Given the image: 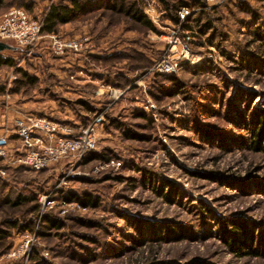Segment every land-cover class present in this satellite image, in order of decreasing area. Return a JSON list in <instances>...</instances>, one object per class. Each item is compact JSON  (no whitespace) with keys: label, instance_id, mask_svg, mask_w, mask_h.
<instances>
[{"label":"rangeland","instance_id":"1","mask_svg":"<svg viewBox=\"0 0 264 264\" xmlns=\"http://www.w3.org/2000/svg\"><path fill=\"white\" fill-rule=\"evenodd\" d=\"M135 1L142 12V1ZM152 1L165 11L160 0ZM52 2L69 0H5L0 20L11 8L40 20ZM193 8L185 28L190 56L175 81L147 73L151 65L137 68L115 101L100 86L115 87L87 73L76 72L80 82H71L83 90L61 89L64 69L46 38L31 50L7 43L11 49L0 52L37 78L29 84L16 67L0 66L3 96L34 100L36 111L47 113L42 116L73 127L85 124L82 115L88 121L103 115L96 159L6 174L0 183V264H264V150L254 151L251 143V130L264 115V0ZM162 21L174 24L167 15ZM146 33L127 16L101 10L56 32L93 37L101 49L121 41L134 48ZM147 40L154 61L165 42L158 32ZM131 62L137 61L90 65L117 74ZM126 131L144 139H129ZM19 196L25 200L8 204ZM86 197L94 205H83ZM47 216L60 228L49 227ZM231 238L235 245L229 246Z\"/></svg>","mask_w":264,"mask_h":264},{"label":"built area","instance_id":"2","mask_svg":"<svg viewBox=\"0 0 264 264\" xmlns=\"http://www.w3.org/2000/svg\"><path fill=\"white\" fill-rule=\"evenodd\" d=\"M141 1L143 15L165 42L164 50L152 62L147 73L174 75L181 61L190 56L188 44L192 37L190 31L184 28V24L197 10L181 6L176 12L177 22L167 27L163 24V14L156 9L154 1ZM227 1L229 0H203L209 8L221 6ZM41 28V21L31 18L24 9L11 8L0 20V42L13 43L18 48L31 50L41 38H46L53 56H71L89 61V56L95 49L93 37L42 35ZM70 79L74 80V77L70 76ZM100 87L106 89L107 97L113 101L121 98L125 92L109 85L106 88L103 85ZM102 122V114L96 115L80 127L69 126L45 116H23L15 119L14 135L21 145V152L17 156H10L8 140L6 136H0V177H6L9 168L41 172L60 163L80 162L89 152L95 151L97 128Z\"/></svg>","mask_w":264,"mask_h":264},{"label":"trees","instance_id":"3","mask_svg":"<svg viewBox=\"0 0 264 264\" xmlns=\"http://www.w3.org/2000/svg\"><path fill=\"white\" fill-rule=\"evenodd\" d=\"M5 0H0V4H2ZM173 1V0H171ZM161 3H163L165 11H161L163 15H167L168 20L172 23L177 22V10L181 6H188V7H195L204 5L203 0H174L173 3H170L169 0H160ZM27 8V6H26ZM25 10V9H24ZM106 11L108 13L112 14H122L124 16H127L132 20L133 22L141 25L144 29L147 30L146 36L142 37L139 41H135L133 45L134 48L131 46L125 47L124 42H113L106 46L105 48L101 49L100 56H91L90 62L82 61L83 62V68L87 72L94 71V68L90 65V63L100 64L102 63L104 66L114 64L116 61L122 60V59H129L130 61H137V62H131L129 65L127 64L126 68L124 67L122 71H119L117 74L112 72H103L99 74V79H101L104 83L110 84L111 86L115 88H125L127 85H129L133 79L134 71L137 68L142 67H149L153 60L150 56L152 54V46L148 42V38L151 34L157 33L158 31L152 26V24L146 19V17L141 12V8L138 6L137 1L133 0H69L68 3L65 2H52L49 7L46 9L44 15L40 19L42 23L41 28V34L42 35H48V34H56L57 29L59 26H63L66 24H69L73 22L77 17L83 16L86 13H95V11ZM28 14V10H25ZM166 12V14H165ZM208 23V22H207ZM188 20L184 24V28L190 29V26H188ZM209 25V24H208ZM145 38V39H144ZM143 48H146L148 51L147 53L144 52ZM121 49V50H120ZM127 50V51H126ZM134 54V55H131ZM70 57V56H66ZM55 59H59V57H55ZM139 62L141 64H139ZM129 63V62H128ZM19 62L17 60H14L12 57H2L0 56V66H7V67H16L17 71L19 73H22L21 75L24 77L25 82L29 84H34L36 82V76H28V74L23 73L21 68L18 66ZM110 71V70H109ZM73 70H68L71 74ZM155 76V75H154ZM157 76V75H156ZM136 77V76H135ZM169 81H175L174 75H168L165 76ZM69 82V81H68ZM71 84V82H69ZM74 85V84H73ZM177 86L176 83H173ZM74 88H79L83 90L84 88H81L78 85L72 86ZM81 104L82 108H88V102L86 100H78L76 102V105ZM140 117H145L144 114L139 113ZM82 123H86L89 119L87 115H82ZM125 136L129 139H137V140H143L144 137L140 135H136L132 132L126 131ZM251 136H252V148L254 151H260L264 150L263 148L259 147V143L261 141H264V115H261L259 118H257V126L254 127L251 130ZM98 156L95 154V151L89 152L82 160L84 163H88L92 161L93 159H96ZM18 171L22 169H16ZM1 182H7L5 179L0 178ZM3 184V183H1ZM67 200H70V198L66 197ZM25 199L21 196L18 197V200L16 202L8 203L10 206L15 207L20 201H24ZM83 205H94L92 200L88 197L85 198V200L81 201ZM45 220L49 227L59 229L60 223L57 222L55 218L52 216L45 217ZM242 227L240 224H237L238 230H242ZM227 245H235L234 238L227 239L226 240ZM242 246L248 247L249 245L245 242L241 244ZM235 249V252H237V247L232 248ZM251 254L254 256L257 255V252L254 251L252 248ZM247 254H249L247 252Z\"/></svg>","mask_w":264,"mask_h":264},{"label":"crops","instance_id":"4","mask_svg":"<svg viewBox=\"0 0 264 264\" xmlns=\"http://www.w3.org/2000/svg\"><path fill=\"white\" fill-rule=\"evenodd\" d=\"M101 48H99L98 46L95 45V49L94 52L91 56H100V52ZM89 56V61L86 62H90V57ZM71 59H75L74 64L72 62ZM61 63L59 64L60 66V71H64V75H62V77L58 78L59 81L65 80V82L63 81V83H61L63 86H61V89H69L71 87V89H73L75 86V84L73 85L72 83L70 84L69 82H72L73 80L70 79V76L74 77V83H78L80 81H78V77L75 76L76 72L79 73V71H81V75H83L84 73L87 75H89V77H91L92 80H97L99 81V74L103 73L101 72H97V71H92L87 72L84 68H83V62L85 61L84 59L78 58V57H74L72 58L70 57H62L58 59ZM74 74H67L68 70H74ZM86 79L88 78V76H84ZM62 79V80H61ZM69 81V82H68ZM102 81V80H100ZM103 82V81H102ZM78 85V84H77ZM64 87V88H62ZM33 102H35L34 100L32 101H27V100H13L11 98H9L8 96H3V94H0V136H6L7 140H8V148H9V154L10 156L14 157L20 154L21 152V145L18 142V140L16 139L15 135H14V120L17 118H21L23 116H42V115H46L47 113L45 112H37L35 109V106L33 104ZM61 105V104H60ZM61 107V106H60ZM62 108V107H61ZM56 121V120H55ZM12 171H16V168H9L7 169V175L9 172ZM10 172V173H11ZM15 172H12V174ZM6 175V176H7ZM1 179H5L0 177Z\"/></svg>","mask_w":264,"mask_h":264},{"label":"water","instance_id":"5","mask_svg":"<svg viewBox=\"0 0 264 264\" xmlns=\"http://www.w3.org/2000/svg\"><path fill=\"white\" fill-rule=\"evenodd\" d=\"M11 47L9 45H7L4 42H0V52L5 51V50H10Z\"/></svg>","mask_w":264,"mask_h":264}]
</instances>
